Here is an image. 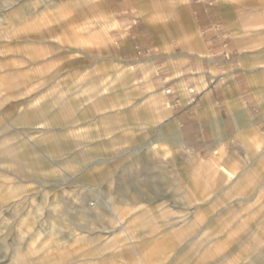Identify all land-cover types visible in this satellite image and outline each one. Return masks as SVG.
Here are the masks:
<instances>
[{"label":"rangeland","instance_id":"obj_1","mask_svg":"<svg viewBox=\"0 0 264 264\" xmlns=\"http://www.w3.org/2000/svg\"><path fill=\"white\" fill-rule=\"evenodd\" d=\"M113 2L0 0V264H264V144L166 155L107 40Z\"/></svg>","mask_w":264,"mask_h":264},{"label":"crops","instance_id":"obj_2","mask_svg":"<svg viewBox=\"0 0 264 264\" xmlns=\"http://www.w3.org/2000/svg\"><path fill=\"white\" fill-rule=\"evenodd\" d=\"M134 1L106 4L107 40L132 104L172 136L166 155H176L173 143L197 160L264 144V13H240L254 1L179 0L173 16L149 20Z\"/></svg>","mask_w":264,"mask_h":264},{"label":"built area","instance_id":"obj_3","mask_svg":"<svg viewBox=\"0 0 264 264\" xmlns=\"http://www.w3.org/2000/svg\"><path fill=\"white\" fill-rule=\"evenodd\" d=\"M207 3H208L209 6L212 5V1L211 0H208Z\"/></svg>","mask_w":264,"mask_h":264}]
</instances>
